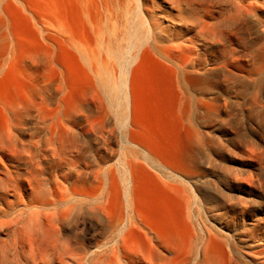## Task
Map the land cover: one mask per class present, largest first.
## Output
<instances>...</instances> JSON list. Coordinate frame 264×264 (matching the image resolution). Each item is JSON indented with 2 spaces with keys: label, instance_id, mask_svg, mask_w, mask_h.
<instances>
[{
  "label": "rangeland",
  "instance_id": "374dc122",
  "mask_svg": "<svg viewBox=\"0 0 264 264\" xmlns=\"http://www.w3.org/2000/svg\"><path fill=\"white\" fill-rule=\"evenodd\" d=\"M245 1L258 5L239 11L238 0H147L142 14L157 23L164 45L190 47L182 67L181 58L143 51L129 36L141 22L136 0H0V57L6 45L9 57L0 96L17 97L36 116L38 64L47 56L46 93L57 98L49 108L73 113L88 163L80 169L91 182L101 147L106 185L115 174L123 188L127 169L134 214L147 230L182 252L207 244L219 254L229 241L238 264H264V1ZM66 33L84 45L87 63L63 43ZM124 68L127 104L99 82L108 80L116 94ZM30 117L26 134H40ZM5 124L0 105V132ZM125 204L121 193L113 213L122 215ZM0 264L11 263L0 255Z\"/></svg>",
  "mask_w": 264,
  "mask_h": 264
},
{
  "label": "bare ground",
  "instance_id": "6f19581e",
  "mask_svg": "<svg viewBox=\"0 0 264 264\" xmlns=\"http://www.w3.org/2000/svg\"><path fill=\"white\" fill-rule=\"evenodd\" d=\"M243 1L235 2L239 11L254 6L246 5ZM146 2L136 0L138 19L141 22L128 30L129 36H133L141 43L143 51L160 54L168 52L166 57L170 56V61L174 62L172 58L180 61L181 58V64L191 59L190 56L184 55L186 49L190 50L189 46L164 45L157 23L150 22L142 14V11L149 7ZM205 8L202 7V12L208 11V7ZM251 9L253 8H250L248 13L252 12ZM210 12L208 11L209 14ZM228 18L232 21L231 17ZM206 19H202L203 22L207 21ZM221 25L219 27L225 28L224 31H220L225 32L227 29L225 24ZM202 32L201 30L197 32L200 33V37H203ZM66 34L63 43L75 50L87 63L91 56L85 54L84 45L81 41H75L70 34ZM194 34L192 37H195ZM214 35L217 36V32ZM111 36H114L113 31ZM226 38H229V35ZM188 42L192 43L193 38H189ZM105 50L117 58L122 57L120 52L117 53L112 48ZM7 54L6 45L0 57V76L9 60ZM91 55L93 58L94 52ZM183 57L187 59L182 61ZM134 59L135 57L132 61ZM181 64L179 63L180 66ZM183 64L182 67H185ZM50 65L47 56L38 64L41 72L35 81L36 96L39 100L36 116L30 115L29 109L24 107L25 104L21 105L17 97L8 101L0 96V105L6 114V124L0 132L1 258L10 260L11 264H238L229 241H226L227 249H223L219 254L211 252L207 244L182 252L161 236L147 230L141 218L134 214L131 174H128L127 169L120 174L124 183L123 188L117 185L115 174L110 176L111 185H106L101 147L97 149L98 161L97 169L93 171V182L89 180L88 173L80 169L81 166L86 167L88 163L83 157V138L73 130L75 126L73 113L64 112L58 116L49 108L52 100H57L46 93ZM92 68L94 69L93 65ZM126 76L127 70L124 68L121 71L120 85L114 86L116 94L111 93L113 87L108 85L110 83L108 80L107 82L102 78L99 80L111 100L127 104ZM56 90L58 95L62 94L61 85H58ZM98 100L101 114L103 103L100 96ZM55 110L60 113L62 108L57 104ZM30 116L32 119L35 118L33 125L36 124L40 129V134L27 135L29 131L26 134L25 130H28L26 122ZM96 128L97 132L103 131L102 120H99ZM87 131L88 129L84 130L82 135ZM23 135H27V138ZM121 193L126 203L122 215L113 213L111 207L113 199ZM193 205L195 214L197 206ZM90 226L93 234H90ZM97 227H101L102 231L98 232ZM207 236L211 238L212 232L208 230ZM261 253L264 254V250Z\"/></svg>",
  "mask_w": 264,
  "mask_h": 264
}]
</instances>
